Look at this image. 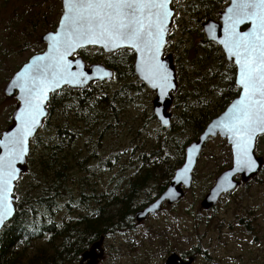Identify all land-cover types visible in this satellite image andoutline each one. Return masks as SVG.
Returning a JSON list of instances; mask_svg holds the SVG:
<instances>
[{"label":"trees","instance_id":"trees-1","mask_svg":"<svg viewBox=\"0 0 264 264\" xmlns=\"http://www.w3.org/2000/svg\"><path fill=\"white\" fill-rule=\"evenodd\" d=\"M206 8L207 3L194 1L189 4L188 13L193 20ZM171 36L172 33L168 36L166 53L171 49ZM202 46L198 60L190 61L189 57L199 54V45L193 46L196 49L193 54H190V49L186 52L184 49L185 55L179 53L176 56L175 53L173 63L178 89L173 98L174 119L177 121H173L168 129L161 128L168 134L162 136L161 131L157 132L147 150H142L137 144L128 151L113 149L104 158L100 156L102 145L111 130L115 131L121 111L117 104L121 101L128 105L134 103L132 94H150V90L136 77L134 52L120 50L105 54L98 48H86L77 53L89 63L104 62L111 57L105 65L112 69L113 78L118 80L122 79L121 62L125 61L130 68V78L111 95L97 88L105 82H94L84 89L65 87L52 94L48 118L56 114L58 124L54 134L49 136L50 154L46 150L34 157L33 151L30 152L28 169L21 176L24 182L20 180L15 189V215L0 232V264H79L82 254L101 237L124 236L135 230L136 212L165 191L176 169L184 163L186 147L196 141L219 111H224L240 94L236 86V67L227 63L221 48L207 39L203 40ZM92 51L96 54L91 58ZM128 55L131 56L130 64ZM196 64L213 68L210 81L222 89V98L217 102L222 101L214 109L216 112H211L207 104L193 109V93L184 91L189 67ZM217 66L224 67L219 75ZM131 80L133 82H129ZM47 119L44 127L49 122ZM39 136L38 132L31 142ZM262 144L264 135L257 140L256 153L260 155H263ZM78 147L85 149L84 155L74 153ZM134 157L135 162H132ZM129 164L134 166L135 173L127 178ZM229 167V162H226L219 173ZM116 169L117 175L121 176L119 182L123 183L119 189L93 187L95 181ZM263 173L264 167L259 175ZM77 175H81L79 182L73 183Z\"/></svg>","mask_w":264,"mask_h":264},{"label":"rangeland","instance_id":"rangeland-1","mask_svg":"<svg viewBox=\"0 0 264 264\" xmlns=\"http://www.w3.org/2000/svg\"><path fill=\"white\" fill-rule=\"evenodd\" d=\"M194 1L207 3V8L192 20L188 9L189 4ZM224 2L225 0H176L173 3L176 14L169 33H172L169 41L171 49L168 53L165 51V56L172 55L175 61V53L176 56L179 53L185 55L190 49V54H193L196 51L193 46L199 45V54L189 57V60L201 58L202 43L203 40L206 41L202 24L217 17L223 10ZM61 15L62 0H0V136L12 124V115L18 103L16 96L9 97L5 94L6 85L30 57L45 51L46 45L41 38L47 32L55 31ZM91 53L92 58L96 51ZM126 57L130 64L131 56ZM109 58L111 57H107L105 61ZM213 60L217 61L215 57ZM105 61L85 63L89 68L92 64L105 65ZM120 69L122 79L112 78L102 83L97 87L100 92L111 95L129 80L130 68H127L125 61L121 62ZM223 69V66H217V74ZM212 71L213 68L200 64L189 67L184 91L193 93V109L207 104L211 112H216L214 109L220 106L222 100L217 101L222 98V89L212 85ZM149 92L150 94L141 92L138 96L132 94L135 101L129 105L123 101L117 104V108L121 109L117 126L115 131L112 129L107 135V140L102 145V158L113 149L128 151L132 145L137 144L142 150H147L154 142L157 132L161 131L162 136L168 134V131L161 130L153 113L155 92ZM222 112L219 111L218 115ZM168 113L171 114V122L177 121L174 119V98ZM56 118V114L48 118V124L39 131L40 136L35 142H31L34 157L36 153L42 155L46 150L50 154L51 145L48 142L49 136L56 131ZM38 143L42 146H37ZM262 150L263 155L257 154L264 158V144ZM77 152L84 155L85 149L78 147L74 149V153ZM135 158L132 162H135ZM226 162L231 166L232 154L227 142L220 136L209 140L194 170L191 189L185 192L184 198L174 205L166 204L160 212L137 223L133 232L105 239L104 258L100 264H165L172 253L185 260L193 257V264H264V173L259 175L260 180L252 179L231 194L222 196L211 211L201 207L202 200ZM127 168L125 176L129 178L135 173V168L130 164ZM117 172L118 169L104 174L94 182L93 187L102 190L119 189L123 183L119 182L121 176ZM80 177L81 175L75 176L72 182L78 183ZM23 186L22 183L21 187Z\"/></svg>","mask_w":264,"mask_h":264},{"label":"snow or ice","instance_id":"snow-or-ice-1","mask_svg":"<svg viewBox=\"0 0 264 264\" xmlns=\"http://www.w3.org/2000/svg\"><path fill=\"white\" fill-rule=\"evenodd\" d=\"M169 0H63L59 28L48 37L47 55L36 57L17 74L25 103L18 130L7 136L0 148V224L12 215L11 193L22 161L26 138L44 115L47 94L63 83L79 84L84 73H72L65 57L88 44L115 50L122 46L134 49L140 68L153 87H165L168 75L157 60L162 37L171 12ZM247 21L251 28L238 32L237 25ZM224 47L235 58L242 95L229 110L219 127L232 139L236 167L252 170L255 161L249 152L253 138L264 133V0H233L225 14ZM79 67V65H77Z\"/></svg>","mask_w":264,"mask_h":264},{"label":"water","instance_id":"water-1","mask_svg":"<svg viewBox=\"0 0 264 264\" xmlns=\"http://www.w3.org/2000/svg\"><path fill=\"white\" fill-rule=\"evenodd\" d=\"M175 0H169L168 8L171 12L170 17L168 18L166 24V30L163 34L162 40V47L159 50V54L157 56V60L163 65L164 69L168 75V83L167 86L161 87H153V82H150L146 77L145 74L141 71L140 68V57L139 54L135 52L134 49H130L127 46H122L119 49L109 50L105 49L101 45H92L88 44L83 47L77 48L75 51L69 53L65 59L68 60L72 67L69 69L70 72H82L84 73V78H82V82L79 84L73 83H61L59 86L55 87L47 94V99L44 101L42 107L44 109V115L39 117V123L35 127L34 131L26 138L25 143V153L24 156L21 158L23 162L17 161L14 164V167L18 169L16 179L13 181L12 186V193H11V207H12V215L4 221L3 224H0V232L4 228V226L10 222L16 212L15 209V187L16 183L20 180L22 174L27 171V160L30 154L31 149V140L35 138L39 129L43 126L44 121L48 118L49 109L48 105L51 100V96L53 93H56L62 90L65 87L70 89H84L88 85L94 82H106L111 80L114 77V73L112 69H109L107 66L102 64H92L87 68L85 61L77 56V53L81 49L86 48H98L101 49L106 54L116 53L120 50H130L135 54V61H134V72L138 77L139 81H141L145 86H147L151 91L155 92L156 98L153 102V113L158 122L160 123L162 128H169L171 126V114L168 113V110L173 102V94L177 92L178 89V82L176 77V71L173 64V56L168 55L165 56V49L168 44V36L171 29V25L173 22V18L175 15V11L172 8V4ZM233 0H231L230 5L226 8L225 12L221 15L220 22H216L213 20H208L202 26L206 39L210 42L217 44L219 47L222 48L223 53L227 62L233 63L236 67V86L240 89V94L236 97L228 106L227 108L217 117L212 119L210 123L206 126L203 133L198 137V139L191 144H189L185 149V160L182 166L176 169L173 178L171 179L169 186L166 188L161 195L145 206L144 208L140 209L136 212L135 218L137 223H141L145 221L150 215H154L157 212L162 210L164 204L173 205L179 201H181L185 196V191L190 190L193 182V173L196 168L198 159L210 138H216L220 136L227 142L232 154V164L229 168L223 171L216 179L214 185L210 188L206 196L201 202V207L204 210H210L214 208L217 203L219 202L220 198L233 192L242 184H247L253 178L257 177L259 173L262 171L264 167V158L258 156L256 154V144L258 137L264 135V133H257V135L253 138L251 148H250V156L253 161H255L254 167L252 170H244L239 169L236 167L235 163V148L233 146V142L231 137L219 127L218 122L223 120L229 110L237 103L242 95V90L238 84L239 79V72L236 66L235 58L230 57L224 47L223 41L226 38V31H225V14L227 13L228 9L232 7ZM63 4V0H62ZM62 16V15H61ZM245 30H241L243 26H246ZM59 23L55 31L47 32L41 38L42 42L46 45L45 51L40 54L33 55L29 58V60L11 77L10 81L5 87V94L9 97L16 96L18 100L17 106L15 111L12 115V124L8 127L6 131H4L0 136V143L5 141L7 136H11L14 134L19 126L20 121L17 120V116H19L25 108V103L21 99L23 93L20 90L19 86H14L13 82L16 81L17 74L21 73L25 67V65L30 64L34 58L42 57L47 55L49 51V41L48 37L53 35L56 31H58ZM251 28L250 23L247 21L237 25L238 32H246L249 31ZM79 65V67H77ZM5 155V150L0 148V156ZM105 238L101 237V239L95 242L85 253L82 254L80 264H100V261L104 258V245ZM195 259L193 257L188 258V260L182 259L178 254L172 253L169 255L165 261V264H193Z\"/></svg>","mask_w":264,"mask_h":264},{"label":"flooded vegetation","instance_id":"flooded-vegetation-1","mask_svg":"<svg viewBox=\"0 0 264 264\" xmlns=\"http://www.w3.org/2000/svg\"><path fill=\"white\" fill-rule=\"evenodd\" d=\"M176 1V0H175ZM174 1V2H175ZM177 1H188V0H177ZM173 2V3H174ZM230 3H231V0H225V2H224V7H223V10L219 13V15L217 16V17H212L213 19H209V20H213V21H216V22H220V18H221V15L225 12V10H226V8L230 5ZM172 8H173V4H172ZM212 9V8H211ZM175 14H176V12H175ZM174 18H175V15H174ZM174 18H173V21H174ZM173 24V23H172ZM202 26H203V24H202ZM172 27V26H171ZM247 28V25L246 26H243L242 28H241V30H245ZM203 29V28H202ZM204 32V31H203ZM170 33V32H169ZM231 64H233V63H231ZM234 65V64H233ZM235 66V65H234ZM256 178H258V177H256ZM255 178V179H256ZM254 180V179H253ZM252 180V181H253ZM221 199V198H220ZM215 208V207H214ZM214 208H212V209H214ZM211 209V210H212ZM211 210H209V211H211ZM190 258V257H189ZM185 260V259H184ZM186 260H188V259H186Z\"/></svg>","mask_w":264,"mask_h":264}]
</instances>
